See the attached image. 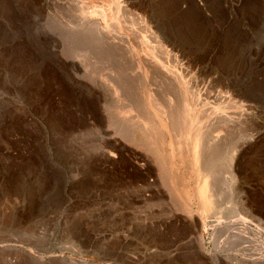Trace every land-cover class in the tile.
Returning <instances> with one entry per match:
<instances>
[{"label": "rangeland", "instance_id": "1", "mask_svg": "<svg viewBox=\"0 0 264 264\" xmlns=\"http://www.w3.org/2000/svg\"><path fill=\"white\" fill-rule=\"evenodd\" d=\"M25 1L51 8L55 0ZM133 1L164 10L163 23L186 32L198 69L230 79L254 105L252 141L241 157L251 223L219 196L202 244V230L189 229L169 202L139 199L151 192L141 189L128 152L98 164L97 140L75 129L89 118L86 98L76 100L53 70H36L20 87L14 69H22L30 45L14 33L18 16L0 0V264H264L256 220L264 222V0ZM237 225L245 238H235Z\"/></svg>", "mask_w": 264, "mask_h": 264}, {"label": "bare ground", "instance_id": "2", "mask_svg": "<svg viewBox=\"0 0 264 264\" xmlns=\"http://www.w3.org/2000/svg\"><path fill=\"white\" fill-rule=\"evenodd\" d=\"M6 1L18 16L14 33L30 45L22 69H14L23 76L20 87L36 70H53L76 100L86 98L89 118L75 129L97 140L98 164L128 152L141 189L151 192L139 199L169 202L189 229L202 230V244L221 209L219 196H227L240 222L251 223L241 157L252 141L254 105L235 94L230 79L198 69L186 32L167 27L164 10L133 0H55L51 8ZM23 107L31 111L25 100ZM233 231L244 236L238 225Z\"/></svg>", "mask_w": 264, "mask_h": 264}]
</instances>
